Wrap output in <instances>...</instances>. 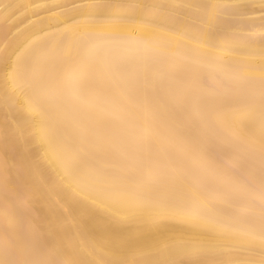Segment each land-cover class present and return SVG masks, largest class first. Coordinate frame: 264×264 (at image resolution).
Wrapping results in <instances>:
<instances>
[{
	"label": "bare ground",
	"instance_id": "1",
	"mask_svg": "<svg viewBox=\"0 0 264 264\" xmlns=\"http://www.w3.org/2000/svg\"><path fill=\"white\" fill-rule=\"evenodd\" d=\"M0 264H264V0H0Z\"/></svg>",
	"mask_w": 264,
	"mask_h": 264
},
{
	"label": "rangeland",
	"instance_id": "2",
	"mask_svg": "<svg viewBox=\"0 0 264 264\" xmlns=\"http://www.w3.org/2000/svg\"><path fill=\"white\" fill-rule=\"evenodd\" d=\"M205 80H206V79H205ZM205 80H203V82H205ZM206 84H207V80H206ZM207 85H208V84H207ZM209 146L211 147V149H210V147L207 146L206 148H208V149H210V150L207 149L206 152L209 153V154H211V156L214 157V159H215V161H216V163H217L218 160L220 161V159H221L220 157H222V153H223V156L225 155L226 150H225V149H219L218 146H217V144H216V142H215V140H213V139L210 140V142H209ZM217 148H218V149H217ZM213 149H214V150H213ZM223 150H224L225 152H224ZM214 151H215V152L219 151V152L215 153ZM221 151H222V153H221ZM210 152H211V153H210ZM212 153H213V154H212ZM219 153H220V154H219ZM216 156H217V157H216ZM223 158H225V157H223ZM223 158H222V159H223ZM217 159H218V160H217ZM222 159H221V161H222L221 164H223V165L220 164V166H221V167H224V168L227 166V171H228V172H229L230 169H233L234 167H237L236 165H232V166H234V167H232V166H231L230 164H228L227 162H226V164H225V162H223V161H225V160H222ZM225 159H226V158H225ZM226 161H227V160H226ZM224 164H225V165H224ZM243 164H244V163H242V165H239V168H240L241 166H243ZM246 164H247V163H245L244 165H246ZM218 165H219V164H218ZM237 165H238V164H237ZM228 167H229V168H228ZM239 168H238V169H239ZM228 169H229V170H228ZM234 169H237V168H234ZM238 169H237V170H238ZM225 170H226V168H225ZM231 171L233 172L234 170H230V172H231ZM238 172H240V174H237ZM238 172L235 170L234 173H232L233 176L235 175V173L237 174V178L239 177V175L242 176V170L240 171V169H239ZM235 176H236V175H235ZM235 178H236V177H235ZM239 178H240V177H239ZM244 200H245V199H244ZM17 206H18V205H16L15 207L17 208ZM18 208H20V207H18ZM23 229H24V227H23ZM23 231H24V230H23ZM20 234L22 235V234H25V233L21 232ZM26 235H27V234L21 236V238L24 237L23 239H25V238L27 237ZM27 238L29 239V237H27ZM27 238H26V239H27ZM34 246H35V248H36V247L39 246V245H34ZM35 248H34V247H33V249H32V248H28V250H26V251H27L26 253L28 254V253H29L28 251H30L31 249L33 250V252H34V250L36 251ZM37 248H38V250H37L36 252L40 251L41 247L39 246V247H37ZM8 249H9V248H8ZM8 249L4 252V253H6V254H5L6 256H8L9 253H12V252H11L12 250H10V249L8 250ZM8 252H9V253H8ZM7 253H8V254H7ZM38 253H41V251L38 252ZM9 255H10V254H9Z\"/></svg>",
	"mask_w": 264,
	"mask_h": 264
}]
</instances>
